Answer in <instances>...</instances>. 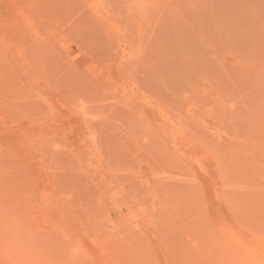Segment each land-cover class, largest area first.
<instances>
[{"label": "rangeland", "instance_id": "obj_1", "mask_svg": "<svg viewBox=\"0 0 264 264\" xmlns=\"http://www.w3.org/2000/svg\"><path fill=\"white\" fill-rule=\"evenodd\" d=\"M0 264H264V0H0Z\"/></svg>", "mask_w": 264, "mask_h": 264}]
</instances>
